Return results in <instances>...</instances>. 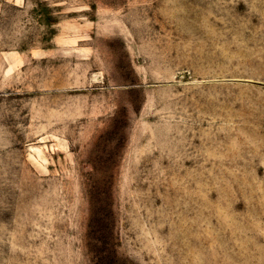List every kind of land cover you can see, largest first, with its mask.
Wrapping results in <instances>:
<instances>
[{
    "label": "rangeland",
    "instance_id": "obj_1",
    "mask_svg": "<svg viewBox=\"0 0 264 264\" xmlns=\"http://www.w3.org/2000/svg\"><path fill=\"white\" fill-rule=\"evenodd\" d=\"M0 264H264V0H0Z\"/></svg>",
    "mask_w": 264,
    "mask_h": 264
}]
</instances>
